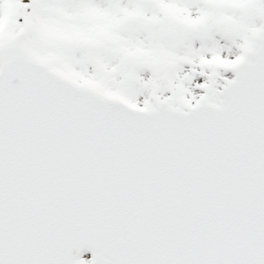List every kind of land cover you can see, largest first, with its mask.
Listing matches in <instances>:
<instances>
[{"label":"snow or ice","instance_id":"6c2138e0","mask_svg":"<svg viewBox=\"0 0 264 264\" xmlns=\"http://www.w3.org/2000/svg\"><path fill=\"white\" fill-rule=\"evenodd\" d=\"M0 264H264V0H0Z\"/></svg>","mask_w":264,"mask_h":264}]
</instances>
